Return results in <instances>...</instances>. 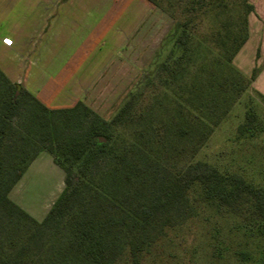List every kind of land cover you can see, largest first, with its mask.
I'll list each match as a JSON object with an SVG mask.
<instances>
[{
    "label": "rangeland",
    "instance_id": "1",
    "mask_svg": "<svg viewBox=\"0 0 264 264\" xmlns=\"http://www.w3.org/2000/svg\"><path fill=\"white\" fill-rule=\"evenodd\" d=\"M157 1L166 7L176 0ZM246 2L223 0L198 17L194 22L196 37H187L184 54L174 45L181 33L178 22L162 10L153 9L131 40V44H136L135 63L124 58L119 75L93 81L81 89L80 96L68 98L63 105L81 100L96 116L111 124L113 141L99 139V155L92 168L95 175L106 170L114 144L118 147L124 142H148L152 157L160 162L161 173L203 162L222 173L239 174L264 189V100L252 85L238 77L232 85L234 70L218 58L224 36L241 32ZM131 16L135 17L134 13ZM29 52L23 58L27 63L33 62L32 49ZM245 52L248 55L250 47ZM164 64L167 67L162 69ZM115 67H107V72ZM49 69L47 74L51 73ZM201 79H205L203 87ZM192 84L199 98L188 99L186 93ZM234 88H241V93L237 94ZM41 91L46 101L57 98L49 87ZM128 102L125 115L112 123ZM197 105L203 109L199 115L206 124L213 125L221 117L206 141L199 140L204 128L196 122V130L188 136L178 138L173 132H166L164 124H181L180 111L187 112ZM247 113H252L255 121L251 130L241 132ZM91 121L77 130L76 136H83ZM64 178L53 157L42 152L11 191L10 198L41 222L63 193ZM156 221L154 242L147 246L140 264H264V221L223 214L204 199L197 186L172 211L160 213ZM8 223L0 211V246L10 233L15 236ZM119 264L131 262L124 256Z\"/></svg>",
    "mask_w": 264,
    "mask_h": 264
},
{
    "label": "trees",
    "instance_id": "2",
    "mask_svg": "<svg viewBox=\"0 0 264 264\" xmlns=\"http://www.w3.org/2000/svg\"><path fill=\"white\" fill-rule=\"evenodd\" d=\"M148 1L178 22L181 33L174 45L184 54L187 37H196L195 20L223 0H176L166 7L157 0ZM245 1L241 32L226 34L218 54L234 70L235 77L229 74L232 85L237 77L252 85L259 74L255 69L248 78L233 63L248 39L253 6ZM204 82L199 81L202 87ZM193 88L194 84L186 93L188 99L200 97ZM129 105L121 108L112 123L125 115ZM202 110L198 105L181 110L182 123L164 124L166 132L185 137L196 130V122L204 128L199 140L206 141L221 117L213 125L206 124L199 115ZM246 119L241 132L251 130L255 116L247 113ZM89 121L88 131L76 136ZM110 126L81 101L71 108H48L0 69V211L15 233L0 246V264H119L124 256L131 264H140L147 246L154 242L158 215L172 211L196 186L223 214L264 221L263 188L203 162L161 173L148 142L114 144L106 170L95 175L92 168L99 155V139L113 141ZM42 152L49 153L63 171L65 189L38 222L11 200L10 193Z\"/></svg>",
    "mask_w": 264,
    "mask_h": 264
},
{
    "label": "crops",
    "instance_id": "3",
    "mask_svg": "<svg viewBox=\"0 0 264 264\" xmlns=\"http://www.w3.org/2000/svg\"><path fill=\"white\" fill-rule=\"evenodd\" d=\"M250 3L248 39L233 63L246 77L259 69L252 88L264 96V0ZM153 9L148 0H0V69L48 108H71L81 100L63 105L69 97L80 96L93 81L119 75L124 58L135 63L131 40ZM28 47L31 63L23 60ZM45 86L56 99L46 101Z\"/></svg>",
    "mask_w": 264,
    "mask_h": 264
}]
</instances>
